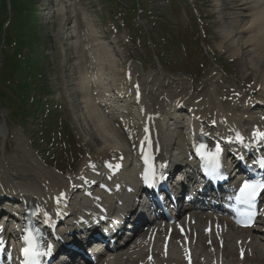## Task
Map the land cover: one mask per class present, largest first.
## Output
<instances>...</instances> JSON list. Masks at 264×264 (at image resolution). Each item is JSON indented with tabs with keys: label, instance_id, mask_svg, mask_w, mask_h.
Listing matches in <instances>:
<instances>
[{
	"label": "bare ground",
	"instance_id": "obj_1",
	"mask_svg": "<svg viewBox=\"0 0 264 264\" xmlns=\"http://www.w3.org/2000/svg\"><path fill=\"white\" fill-rule=\"evenodd\" d=\"M234 4L236 6H238L239 8H242V12L246 13L244 8H250V4L255 5L258 7L257 11L254 9H250L252 12V16L253 18H251V24L249 26H246V30L245 28L243 30H241V27L237 26V34L239 35H247L249 36L245 42L242 43L243 48L246 47L247 48V54L246 53H239V51H236L238 60L241 59V57L244 59L243 60V67H246L249 71H254L255 76H260L262 77V81L260 83H258V85H260L261 87H258L260 90L258 92H262L264 91V67L261 69L262 66H264V0H249V3L244 1V0H234L233 1ZM233 5V11L236 10L235 7ZM259 6L261 7V10H259ZM64 8V6H62ZM244 7V8H243ZM61 8L60 11L63 12L64 9ZM63 10V11H62ZM238 22V21H237ZM239 24V23H238ZM249 27V28H248ZM93 29V28H92ZM235 32V33H236ZM226 38L232 37L234 31L230 32L227 31L226 32ZM243 38V37H242ZM251 45V46H250ZM259 69H261V71H259ZM117 78H112L110 84H106V88L110 87L113 88L116 86V90L118 88H120L117 85ZM257 86V85H256ZM254 89V88H252ZM255 90V89H254ZM103 94L98 97V100H100V102H102L103 104H105V108H109L111 111H116V112H120L124 109V106L129 105L132 103V99H125L122 100L119 98V93H111L110 90L106 89L102 92ZM237 107V106H236ZM215 108H223V106H221L220 104H217ZM240 108V106L238 107ZM133 110L130 111L131 113L137 114V112L135 111V108H132ZM91 111H93V109H91ZM227 116H233V119L235 121H237L236 123L238 125L241 124V121L235 111V109L233 108H229L227 109ZM87 117H89L90 121L92 122L94 128L96 129V135L100 136V133L103 134V130L109 129V132L106 131V135L108 136V139H112L111 142V146L108 148L109 152L113 153L115 150L116 151H120L123 150L124 151V147L121 143H119V140L117 139V136L115 135V133H113L111 127L108 124H105L104 122L100 123L98 116L96 114L93 113H89L87 115ZM167 120V119H164ZM164 122L162 123V128L165 129V125ZM244 124V122H243ZM104 126V127H102ZM161 126V124H160ZM100 131V132H99ZM168 133V132H167ZM163 147L164 150L166 151V153L169 154L168 151L172 150V153H175V148L176 147V143H174V139L172 138V136L168 133L166 134L163 131ZM106 139V138H105ZM177 150V149H176ZM16 167L17 165L14 163H11L7 168H6V173L5 176L3 177L4 181H6L7 183L11 184L15 189H21L22 187H19V184L15 181V172H16ZM58 183H61V180H57ZM264 230V229H263ZM257 233V230H255ZM253 236V234L249 233V237L251 238ZM232 237L230 234L227 233L226 238H230ZM200 241H202V238H199ZM236 240L234 241V246L236 245ZM226 247H228V253L230 255H232V247H231V241L227 240L226 241ZM250 248L252 249V258L247 257V263L249 264H264V241L262 239H258L256 236H253V239L251 240L250 244H249ZM172 248H173V244H172ZM235 248V247H234ZM141 253V251L136 252L134 254L129 255L127 258H125L126 254L123 255H119L117 257L114 258V260L110 261L109 264H133L132 260L134 258V255H139ZM237 254V251H236ZM172 257V258H171ZM171 257L166 261L167 264H181L182 260L180 257V253H178V256L175 254L174 251H172ZM245 262V263H246ZM212 264V263H211ZM236 264H240L239 262H237Z\"/></svg>",
	"mask_w": 264,
	"mask_h": 264
},
{
	"label": "rangeland",
	"instance_id": "obj_2",
	"mask_svg": "<svg viewBox=\"0 0 264 264\" xmlns=\"http://www.w3.org/2000/svg\"><path fill=\"white\" fill-rule=\"evenodd\" d=\"M32 1H37L36 4L40 3V0H32ZM88 2H90V1L89 0L86 1V3H88ZM103 3L105 5V8H100L99 10H96V8L89 10V12H91V15L95 12V14L97 16V21L95 20L97 28H99L98 20H100V23H101L100 26H105V20L104 19L108 14L107 11H109L110 13L113 12L112 14H113V16L116 17L115 19L117 20V19H119V15H120L118 13L121 12V14H122V12H123V10H125V8L128 9V12L131 11L132 10V4H133V2L131 0H116L114 2L112 0H104ZM133 15L134 14L128 15L130 17V19H132L131 23L128 19L126 21L129 24L127 27L132 30L131 32H134L135 35L141 39V41L144 45H146L148 42H151V43L153 42V46L155 47V49L158 52H162L164 55V58L167 59L169 61V63L173 64L174 63L173 61H175V59L177 58L176 50L178 48V45L175 41H177L179 39L178 33H180V31H181V26H182L181 21H177L176 23H178V24L172 23L170 26L169 23L165 22L167 20V12H166L165 21H164L165 23L160 22V23H164V24L162 26L161 25L153 26L150 23V21L146 18V16L144 14H142L141 19H140V23L142 25H144L143 26L144 29L140 30L134 22V17L136 14L134 16ZM94 18L96 19V17H94ZM98 18H100V19H98ZM111 19H113V17ZM80 26H82V25H80ZM182 28L186 29L184 26H182ZM48 30L49 29L46 28L45 32H47ZM163 39H165V41ZM173 40H175V41H173ZM191 42H193L192 39H191ZM145 53L147 55H151V57H152L151 51H150V53H148V51L145 49ZM245 53H247V52L245 51ZM65 54L68 55V52H65ZM141 57H142V59H145L144 56H141ZM139 58H140V56H139ZM237 64H239V63L236 62L235 65H237ZM152 66H153L152 63L149 62L148 67H152ZM263 67L264 66H262L261 69ZM261 69H259V70L261 71ZM68 75H70V77H72L71 73H68ZM63 82H64L63 87L65 89H67L69 92L75 91V81H72V83H71L72 87H69L67 84V82H68L67 76H66V78L63 79ZM50 90L52 91L53 95H56V97L58 95H63V90H62L61 84L59 82L50 83ZM76 105H77V101H76ZM79 115H81L83 117L80 119ZM62 116L63 117L66 116L65 119L67 120L68 128L75 135V139L74 140L70 139V142L77 141L78 139L83 140V141L87 140L89 142V144L86 146V149L88 148L91 150L90 155L94 156V157H99V155H102L100 151L104 147L99 142H101L100 139H104V137L96 135L97 133L92 129L88 120L85 119L84 111L81 110V107L79 105H77L76 108H74V112L72 111L70 106H67V109L63 113ZM81 135H83V138L81 137ZM42 147H45V146L43 145ZM47 149H49V147ZM55 153L58 154V161L53 160V162L55 164H57V166H63V164L66 162V156L59 150L55 151Z\"/></svg>",
	"mask_w": 264,
	"mask_h": 264
},
{
	"label": "snow or ice",
	"instance_id": "obj_3",
	"mask_svg": "<svg viewBox=\"0 0 264 264\" xmlns=\"http://www.w3.org/2000/svg\"><path fill=\"white\" fill-rule=\"evenodd\" d=\"M257 135L261 138H264V133L262 132H258ZM202 147L203 145H201V148ZM261 190H264V183L250 184L248 182H245L242 188L240 189V192L241 196L245 198L246 202H248L250 206H252V202ZM251 215L252 214H249V219H251ZM25 240L26 242H28V247H25L23 249V254L26 257L25 264H39L40 256L51 254V245L48 246V251L45 252L41 250L37 244L34 243V237H32L31 235L26 236Z\"/></svg>",
	"mask_w": 264,
	"mask_h": 264
}]
</instances>
